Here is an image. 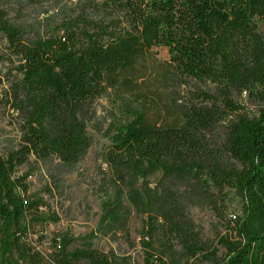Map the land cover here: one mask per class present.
Listing matches in <instances>:
<instances>
[{
    "label": "trees",
    "instance_id": "1",
    "mask_svg": "<svg viewBox=\"0 0 264 264\" xmlns=\"http://www.w3.org/2000/svg\"><path fill=\"white\" fill-rule=\"evenodd\" d=\"M257 18L264 20V0H66L29 24L0 9V34L19 56L17 109L25 117L21 148L0 153V264H115L89 237L78 246L56 237L52 261L28 243V218H49L30 189L31 173L18 170L31 155L79 164L93 144L96 101L116 85L138 94L146 88L161 105L131 106L105 152L113 194L102 202L99 226L128 236L132 207L145 214L143 264H264V39ZM162 46L167 67L149 56ZM150 69L157 75L150 78ZM164 80L204 88L195 91L197 101L176 105L156 91ZM244 91L259 101L257 110L237 99ZM186 182L214 208L225 188L242 197V213L216 243L182 202L178 186Z\"/></svg>",
    "mask_w": 264,
    "mask_h": 264
},
{
    "label": "rangeland",
    "instance_id": "2",
    "mask_svg": "<svg viewBox=\"0 0 264 264\" xmlns=\"http://www.w3.org/2000/svg\"><path fill=\"white\" fill-rule=\"evenodd\" d=\"M57 0H47L36 3L32 0H0V9L8 12L15 22L32 23L44 18L65 3ZM257 31L264 39V20L257 18ZM152 62L159 67L169 64V51L165 46L152 47L149 53ZM19 56L9 45L8 40L0 34V153L8 156L21 148L24 142V113L17 109L18 81L22 77L17 70ZM152 68V67H151ZM149 77L157 75L152 69ZM204 86L194 80L178 84L171 80L159 81L156 91L168 96L176 105L187 103L191 99L197 101L194 93ZM155 101L157 106L161 101L146 88L140 94L129 91L124 85L109 87L108 91L96 101V112L89 123L93 144L85 158L75 166H65L59 159L53 157L47 160H37L31 155L27 162L19 167V173L30 172L28 178L30 189L44 199L42 207L46 221L28 218L30 229L26 241L34 245L52 261L56 251L54 239L66 236L75 239L74 246L81 245L84 238L89 237L94 247L100 252L115 257V264H143V249L141 246V231L146 215L132 207L129 222L130 236L122 231L106 230L100 227L102 202L113 194L109 185L110 171L103 157L111 146L119 126L125 120V115L131 106ZM237 99L251 111L257 110L259 101L249 95L248 91L237 94ZM220 131L223 128H219ZM157 173L149 178L152 185L160 178ZM182 202L189 216L201 231L203 237L214 243L219 236L224 235L233 225L231 221L242 213L243 200L235 190L225 188L216 208L200 200L191 183L179 184ZM54 216L59 219L52 220ZM220 255L225 250L219 247ZM16 259L17 254L10 255ZM188 264H211L200 259H190Z\"/></svg>",
    "mask_w": 264,
    "mask_h": 264
}]
</instances>
